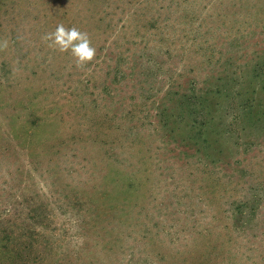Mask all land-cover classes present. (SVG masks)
I'll return each instance as SVG.
<instances>
[{
  "label": "rangeland",
  "instance_id": "rangeland-1",
  "mask_svg": "<svg viewBox=\"0 0 264 264\" xmlns=\"http://www.w3.org/2000/svg\"><path fill=\"white\" fill-rule=\"evenodd\" d=\"M0 264H264V0H0Z\"/></svg>",
  "mask_w": 264,
  "mask_h": 264
},
{
  "label": "clouds",
  "instance_id": "clouds-1",
  "mask_svg": "<svg viewBox=\"0 0 264 264\" xmlns=\"http://www.w3.org/2000/svg\"><path fill=\"white\" fill-rule=\"evenodd\" d=\"M43 39L50 41V46L58 48L61 52L69 51L78 67H83L95 55L88 34L75 27L66 29L62 24L58 25L54 32L45 34Z\"/></svg>",
  "mask_w": 264,
  "mask_h": 264
}]
</instances>
